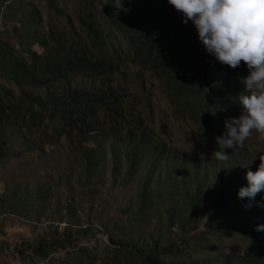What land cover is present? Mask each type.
I'll use <instances>...</instances> for the list:
<instances>
[{"label": "trees", "instance_id": "16d2710c", "mask_svg": "<svg viewBox=\"0 0 264 264\" xmlns=\"http://www.w3.org/2000/svg\"><path fill=\"white\" fill-rule=\"evenodd\" d=\"M4 2L0 0V4ZM112 2L85 1L84 34L58 0H45L50 16L47 27L34 2H9L3 13L0 5L2 20L15 25L0 29V163L5 165L24 154L45 150L47 143L53 146L64 140L76 153L77 184L92 199L100 197L107 165L111 187H126L144 170L130 220L114 222L113 229L103 222V235L115 254L125 252L144 264H184L178 259L183 244L193 241L196 247H208L210 234H248L246 225L230 212L253 200L240 198L238 191L248 186L245 173L257 169L262 155L250 152L244 144L225 149L229 156L225 161L214 156L215 151H223L216 135L225 133L224 122L237 116L248 70L243 63L237 68L222 65L207 53L192 22L183 23L182 14L167 0H121L127 12ZM96 4L101 7L106 31L95 13ZM61 18L66 19V27L56 25ZM131 66L140 74L152 70L175 112L193 125L186 131L187 143L195 148L192 155L172 143L166 123L160 124V131L155 129L149 98L145 104L148 115L143 114V95L133 89L137 72ZM218 71L225 74L218 75ZM1 81L16 86L17 91ZM17 144L22 147L18 149ZM178 196L182 207L167 206ZM35 197L44 204L50 199V187L40 186ZM254 199L263 202L264 192ZM24 206L22 201L14 208L19 211ZM63 208L65 218H55L66 220L58 239L69 240L73 233L79 236L91 230L80 227L72 232L78 221L69 204ZM208 213L211 220L204 232L188 236L187 227ZM261 213L264 219V208ZM142 220H156L157 233L146 239L132 233L117 236ZM170 227H179L181 234L177 241L164 245L162 236ZM58 239L40 241L33 249L34 257L47 260ZM168 255L176 259L168 260ZM73 256L64 264H94L86 247L78 248ZM217 263L264 264V250L235 252L228 260L218 258Z\"/></svg>", "mask_w": 264, "mask_h": 264}, {"label": "rangeland", "instance_id": "374dc122", "mask_svg": "<svg viewBox=\"0 0 264 264\" xmlns=\"http://www.w3.org/2000/svg\"><path fill=\"white\" fill-rule=\"evenodd\" d=\"M34 2L38 9L42 11L45 20V26H48L49 8L45 0H5L1 12L5 11L9 2ZM86 0H58L60 7L69 14L75 26L82 34V10L85 7ZM17 3V5H18ZM95 13L100 21L101 28L106 31L107 25L100 11V6L96 4ZM18 18L19 15L16 14ZM56 25L66 27L65 18L57 20ZM15 27L14 23L4 22L0 17V29H10ZM14 44V40H12ZM39 53L43 52L40 46H35ZM137 72L134 80L133 89L142 92V104L140 105L143 114L148 115L145 107L147 99L153 109V124L157 131L161 123L168 125L171 141L189 156L194 153L192 144L186 141V131L192 128V124L177 114L174 106L165 96L161 87V80L152 70H143L138 73L136 66H131ZM218 75L225 74L218 71ZM8 88L17 91V87L11 83L1 81ZM242 91H245L242 88ZM239 117L242 113L240 103L237 104ZM194 128H196L194 126ZM43 132V128L41 130ZM224 133L216 136H222ZM44 138V136H42ZM2 138L0 136V142ZM250 152L264 157V141L258 139V134L253 133L252 137L244 143ZM22 145L17 144L20 149ZM45 150H37L33 153L24 154L20 159H13L7 164L0 163V264H64L65 261H72L74 252L81 247L89 249L94 264H144L143 261L129 254L113 253L114 248L109 240L103 235L102 223L108 222L109 229H113V223L123 224L129 219L131 212L135 211L137 203V192L141 183V177L144 170H139L133 180L126 186H109L110 166H106L104 175V186L101 189L99 198L92 199L87 191L82 190L76 181V175L79 168L75 164L76 153L71 146L64 140L51 146L47 143ZM199 154H203L202 151ZM42 185L50 187V199L43 204L36 200L38 188ZM25 202L22 210L14 208L15 203ZM70 205L71 214L77 220L78 224L73 225V231L77 228H91L79 236L72 234L69 240L58 239L61 236L66 220L64 217V206ZM168 205L182 207V197H177L173 202H167ZM251 205L246 207L245 205ZM264 201L253 199L248 203L232 208L230 215L245 224L244 229L248 234L234 232L231 235L210 234L208 247H196L195 243L183 244L178 259L184 264H199L200 260L209 264H218L217 259L222 256L227 260L233 254L255 253L257 249L264 250V227L257 231V225L263 224ZM202 214L191 226L187 227L188 236L196 232H204L205 224L211 220V216ZM58 218V219H55ZM262 219L261 221H259ZM250 220V224L246 222ZM248 228L254 230L250 233ZM158 225L156 220H142L135 225H128L125 233H119L117 236L123 238L124 234H135L133 237H146L148 234H156ZM181 234L179 227H170L166 229L162 236V244L167 245L178 240ZM207 238V235H206ZM55 249L47 260H38L33 255V249L43 240H54ZM126 239V236H125ZM146 239V238H144ZM125 242L124 239H119ZM261 245V247L259 246ZM21 249H26L25 254L19 253ZM260 252V250H258ZM219 256V257H218ZM215 259L213 260L212 258ZM218 257V258H217ZM168 260L176 259L175 255H168ZM212 260V261H211Z\"/></svg>", "mask_w": 264, "mask_h": 264}, {"label": "clouds", "instance_id": "9594fccd", "mask_svg": "<svg viewBox=\"0 0 264 264\" xmlns=\"http://www.w3.org/2000/svg\"><path fill=\"white\" fill-rule=\"evenodd\" d=\"M184 19L191 21L198 39L207 53L222 65L237 68L243 63L248 75L243 77L246 90L239 94L242 107L239 117L224 122L226 132L217 136L223 151H215L216 159L229 158L225 149L243 147L245 141L258 134L264 141V0H167ZM117 8L127 12L121 0H113ZM247 187L238 191L240 198L254 199L264 192V157L255 171L245 173ZM250 207L251 205H245ZM257 225L256 230H262Z\"/></svg>", "mask_w": 264, "mask_h": 264}]
</instances>
